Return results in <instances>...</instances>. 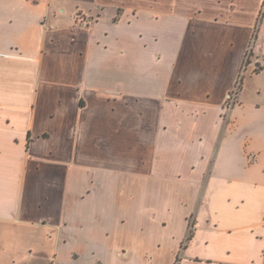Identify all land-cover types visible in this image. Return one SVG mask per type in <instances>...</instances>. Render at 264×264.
<instances>
[{"label":"crops","instance_id":"0c3cea01","mask_svg":"<svg viewBox=\"0 0 264 264\" xmlns=\"http://www.w3.org/2000/svg\"><path fill=\"white\" fill-rule=\"evenodd\" d=\"M263 3L0 0V264H264Z\"/></svg>","mask_w":264,"mask_h":264},{"label":"rangeland","instance_id":"374dc122","mask_svg":"<svg viewBox=\"0 0 264 264\" xmlns=\"http://www.w3.org/2000/svg\"><path fill=\"white\" fill-rule=\"evenodd\" d=\"M264 11V3H263V7L262 10L259 11L257 17H256V21L254 22L251 32H250V41L248 43V47L246 49V54H245V58H244V64L241 68L240 71V75L237 79L236 85L234 87V92L237 91V98L236 101L239 100L240 98V93L242 91V88L245 87L246 90V94L248 97L250 98H258L260 100H264V52L263 53H259V52H255L254 48L256 46V37L258 36V27H260V19H261V15L262 12ZM243 17L244 15L240 14L239 11V15L237 16H231V18H235L238 17L240 18ZM76 19H77V25L79 26H91V24L94 23L95 19H96V14H89V13H83L80 12L76 15ZM108 19H109V12H106V14H104V16L102 17V25H108ZM102 27V26H101ZM180 32L178 31H170V32H163V36H164V43L161 45H154V49H152L154 51V53L156 54L158 51L157 48H160L164 51L167 52H173L174 47L171 45V43L169 42L172 39H177L179 36ZM148 35H150V33H148ZM257 35V36H256ZM143 44H141V42L138 40L137 43H134V45L131 46V54L136 53V56L141 60V59H146L147 56H149L147 50H145V48H143ZM241 47V46H240ZM240 47H238V49L236 51H234V55L236 56L240 50ZM173 48V49H172ZM108 58V57H106ZM148 59V58H147ZM169 59V58H168ZM149 62V61H148ZM149 63H147L148 65ZM127 65V64H126ZM167 64V59L164 62H160V63H155L152 65H148L149 67V71H160L161 68L166 67ZM125 65H122V67ZM108 67H113L112 61H110L108 64H106V68ZM124 71V69H123ZM261 90V92H258ZM232 91V92H233ZM231 92V93H232ZM230 104L231 101H227L225 103V106L227 107V109H230Z\"/></svg>","mask_w":264,"mask_h":264},{"label":"built area","instance_id":"2783aa9c","mask_svg":"<svg viewBox=\"0 0 264 264\" xmlns=\"http://www.w3.org/2000/svg\"><path fill=\"white\" fill-rule=\"evenodd\" d=\"M237 91H233L232 93L228 94L227 101H231L230 107H232L237 101Z\"/></svg>","mask_w":264,"mask_h":264},{"label":"trees","instance_id":"16d2710c","mask_svg":"<svg viewBox=\"0 0 264 264\" xmlns=\"http://www.w3.org/2000/svg\"><path fill=\"white\" fill-rule=\"evenodd\" d=\"M263 15H264V11L262 12V15H261L260 24H261V22H262ZM259 29H260V27H258V32H259ZM256 36H257V35H256ZM256 39H257V37H256ZM178 259H179V257H178Z\"/></svg>","mask_w":264,"mask_h":264}]
</instances>
